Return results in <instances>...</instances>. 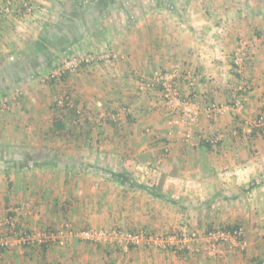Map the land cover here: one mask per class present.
<instances>
[{"label":"crops","instance_id":"obj_1","mask_svg":"<svg viewBox=\"0 0 264 264\" xmlns=\"http://www.w3.org/2000/svg\"><path fill=\"white\" fill-rule=\"evenodd\" d=\"M23 1L15 0L8 16L0 2V66L11 40L31 36L29 45L47 30L51 19H57L52 30L56 35L77 33L80 43H96L101 53L111 52L105 60L83 65L76 99L89 113L126 112L122 123L102 128L86 120L78 126L75 115L66 114L63 130L68 137L57 140L52 122L45 129L51 140L19 143L22 149L46 148V161L37 164L38 172H27L23 161L2 168L0 192L4 197L9 189L17 196L32 195L28 209L15 216L22 220L18 227L26 232L47 230L43 234L48 238L29 248L18 246L14 253L0 250V264H264V236L259 242L253 236L255 226L264 227V140L256 129L252 133L246 127L264 109V15L232 12L220 17L226 26L216 36L222 39L221 51L231 52L238 34L253 44L249 76L242 81L234 74L229 55L224 57L216 42L210 43L218 28L213 29L208 17L204 20L191 12L177 15L164 6L151 13L139 0H75L72 6L79 11L66 16L69 0H33V18L43 19V24L36 31L30 28L33 32L27 35L23 27L30 21L20 20ZM88 33L96 37L87 38ZM180 63L183 75L176 84L199 111L194 130L197 147L171 124L176 114L165 105L159 88L138 90L141 75ZM76 82H70L72 88ZM232 94L241 95L242 111L233 107ZM75 132L80 134L78 140L71 137ZM2 162L8 163L0 158ZM243 194L258 196L256 209L239 214L229 204ZM219 195L224 199L219 200ZM5 202L0 219L8 215V199ZM185 214L198 232L241 220L247 251H229L213 259L157 249L145 241L126 252L118 246L90 245L77 234L65 245L49 238L58 235L65 222L79 232L92 227L145 230V237L168 235L178 230ZM52 227L55 233L49 231ZM121 257L129 260L123 262Z\"/></svg>","mask_w":264,"mask_h":264},{"label":"rangeland","instance_id":"obj_2","mask_svg":"<svg viewBox=\"0 0 264 264\" xmlns=\"http://www.w3.org/2000/svg\"><path fill=\"white\" fill-rule=\"evenodd\" d=\"M74 1L75 0H69V2H66L68 6V9L64 12V13H67L66 16H68L69 14L73 15V13H76L75 11L76 9L74 8V6H72L74 5L73 4ZM139 1L146 2L144 6L146 7V9H149V10L151 9L152 10V11L150 10L151 13H158L159 10L157 9L161 8L157 4H154L155 2L153 0H139ZM263 1L264 0H178V2L182 5L181 6L182 10L180 12L181 14L191 12L193 13L195 17L201 16L204 20L207 17L211 19V21L213 22L212 23L213 29L215 30L216 28H218V32L213 33V36H212L213 41L210 43L216 42L214 46L218 49L219 53L224 52V57L229 55V60H230L233 72L238 78H241L242 81H245V77L249 76L248 70H249L250 63L252 61V56H253V50H252L253 44L250 40L247 39V37L238 34V37L235 41L236 46H234L233 50L231 52L230 51L225 52V50L221 51L220 46H221L222 39L216 38V36H220L221 33H224V29L226 26H225V22L220 17L223 15V13L227 14V13H232V12H240V13L243 12L246 15H248V13L250 12L258 11L259 15L261 14L264 15ZM51 4L53 5L52 2ZM83 8L84 7H82V9ZM150 11H147V12H150ZM169 12H172V11H169ZM24 20L30 21L28 22L29 25H27L26 27L25 26L23 27V25L21 26L25 29V32L23 31V33L27 35H31L32 34L31 32H33V30L30 31L31 30L30 28H34V30L36 31V30H39L41 25L43 24L42 23L43 19H40V18H31V19L29 18V19H24ZM259 21H261V19ZM25 23L26 22H24V24ZM22 24H23V21H22ZM49 24L50 25L48 26L47 30H45L42 34L36 36V38H33L34 40H32V43H30L29 45H26V42L30 41L32 37L26 36L25 38V36L24 37L20 36L18 37L16 41L11 40L9 42V45L5 47L7 49V52L3 53L4 58H2V61H1L2 66H0V156H1L0 158L2 160L4 159V161L5 162L7 161L8 163L3 164L2 162L0 164V176L4 174L3 173L4 170L2 168H5L7 166H13L14 161H18V162L23 161L24 163L21 165H24V168L25 170H27V172L30 171L31 173V170H36L38 172L39 165L37 164H41L43 166L44 164L43 161L47 157L48 150L46 148L32 149V148H27V147L22 149V146H20L19 143H21V141H23L24 143L26 141L41 142L42 140L44 141H47L48 139L51 140L50 133H47L45 129H48V124H52V122L54 123V121L57 119H61L62 121L67 119L68 117L66 116V114H72L73 116L75 115L72 118L75 120V123L78 126L80 124H84L85 120L87 122L94 123V126L99 127V128H102L104 125L112 126V124H117V123L119 124L125 120L124 113L126 111L124 113L116 114L119 119L118 121L115 122L109 119L110 121L109 122L107 120H103L101 116L106 115V114H115L113 111H111V113H109V111H99V113H96V114L92 112L89 113V110L85 107V105L82 102H80L79 99H76L78 98L77 82L80 81L79 77L81 76L83 65L105 60L109 56H111L110 55L111 52H109V50H102V53H101L99 50L100 47L99 46L96 47L97 44L93 42H92L93 43L92 45L80 43L79 40L81 36H79V34L77 33L75 34L71 33L65 36L56 35L55 30L54 31L52 30L54 28V25L57 24V19H51L49 21ZM93 36H95L93 33L86 34L87 38L93 37ZM37 41H40L38 42L39 44H37ZM91 47H94V48H91ZM242 48L245 50L246 57L248 59L244 61L245 64L243 63L242 70L241 72H239V70L234 64V60L236 59L237 55L239 56L240 52L242 51L241 50ZM78 55H91L94 58V60L90 63L82 64L80 68L78 69V71H76V73H71L66 70L64 73H62L60 69L62 67L63 62L65 60H71L77 57ZM119 56L121 57V55L119 54L117 58L115 57V60L116 59L119 60ZM181 65L182 63H180L179 65H175L173 68L167 71L163 69L155 70L153 71V73L149 74V76H147L146 74L141 75L143 76V78L139 80L138 87H140L141 85L140 83L142 81L148 80L149 78H153L156 73H160V72L170 73L173 70H176L178 74V78H179L180 76L183 75L182 70H181V67H182ZM52 75H54L55 77L52 78ZM178 78L175 79V83L177 82ZM167 80L168 82L170 81L174 82V80H171V79H167ZM71 81L72 82L77 81L74 84L75 85L74 88H72L70 84ZM176 87H177V90L180 92V90L178 89V83L176 84ZM157 88L160 89L161 95H164L162 88L159 86H156L154 89H157ZM138 90L145 91V90H141L140 88ZM75 92H77V94ZM231 96H232L231 98L233 101L236 97H238V94H232ZM67 104H69V106ZM168 109H170L172 113L175 112L169 107ZM89 114L93 115L92 119L87 118V115ZM175 114H176L175 119H177L178 113L175 112ZM52 115H54V117H52ZM262 115H263V112L261 111L256 118L248 121V124L246 125V127H249V129H252V131L253 129L257 130L260 127L258 124V119H259V116L261 117ZM198 119H199V116H198ZM40 124L42 125V127ZM177 128L179 130L178 126ZM194 130H195V127H194ZM56 132H57L56 134L57 140L58 139L63 140L65 137H68L69 135L68 131H66L65 133L64 130L62 131L57 130ZM261 136L263 138H261ZM71 137L78 140L80 138V134L75 132V137L74 136H71ZM259 139L263 141L264 134H261L259 132ZM187 142H190L193 147H197L199 145V141L196 138H194V135ZM6 157H8L7 160H6ZM38 177H41V175L40 174L37 175L36 180H38ZM42 178H45V175H43ZM3 181L5 182V184H7L5 179H3ZM8 189L9 188H7V190ZM8 192H9V196L7 197H4L3 195H1V192H0V207L6 204L5 199H8V207H7V209H9V211L7 212L8 215L6 216L5 219L4 218L0 219V238H3L5 240L14 238L15 236L14 231L16 229H19V232L26 234L25 233L26 230H24L21 226L18 227L19 225L18 222L22 223V220L18 219V217H15V216L21 213L22 209H28V205L31 204V201L33 199L32 195L22 196L23 194H21L17 196L16 194H13L15 193V191H12L11 189H9ZM257 197L247 196L245 194H243V196L241 195L236 196L234 198V202L229 204V207L234 205V208L235 210H237V213L243 214L246 211H249V209L250 210H252L253 208L256 209V207L254 206L255 205L254 203ZM211 198H212L211 196L205 197V199L207 200H210ZM217 198L219 200L224 199L223 195H219ZM225 204L226 203H224L223 205ZM185 215L186 216H184V218L182 217L183 222L179 226L178 230L183 225H185L189 229H193L191 228V225L189 222V219H190L188 218L189 214H185ZM65 223L63 224V226L68 224V223L67 224ZM234 225H240L241 227L245 229V227L243 226V222L241 220H236L235 222L230 223L229 225H226V226L232 227ZM226 226H218V225L215 226L214 225V227L210 226L205 231L209 230L210 228L219 229V228H224ZM50 229L52 231L51 230L49 231L52 233H55L57 231L53 227ZM71 229L75 231V233H79V230L76 231L75 228H71ZM88 229H96V228L90 227ZM102 229H107V228H102ZM111 229H114V228H111ZM117 229H121V228H117ZM121 230L134 232V233H137V231L145 232V230H137V231H130V230H124V229H121ZM46 231L47 230H42V229L38 231L33 230V231L28 232V234L37 235L38 233H45ZM62 231H65V229L63 228ZM253 231H254L253 236H255V239L259 242V238L262 235L264 236V227L261 228L259 227V225H257L254 227ZM203 232L201 231V233ZM245 232H246V229H245ZM75 235H73L72 237H74ZM70 238L71 237H69V239ZM80 239L83 240L81 237ZM246 240H247V235H246ZM65 243H67V241ZM88 244L91 245L92 243H88ZM257 245L259 246V243ZM17 247L18 246L6 248V249L0 248V250H6L8 252L14 253L15 252L14 250H18ZM97 247H104L108 249L107 247H114V245L101 243V244H97ZM120 247L122 248L123 251L125 250L126 252L130 251L133 248H136V247H133V248L126 249L122 246ZM248 247H249V244L247 241V247L244 251H241L240 249L235 248V247H228L224 250L223 254L217 257H211V258L218 259L220 257H223L229 251H234V252L236 251V252L243 253L247 251ZM179 253H182V252H179ZM258 253H259V247H258ZM186 254H189V253H186ZM196 255H199V254H196ZM121 259L123 262L129 260L128 257H121Z\"/></svg>","mask_w":264,"mask_h":264},{"label":"built area","instance_id":"obj_3","mask_svg":"<svg viewBox=\"0 0 264 264\" xmlns=\"http://www.w3.org/2000/svg\"><path fill=\"white\" fill-rule=\"evenodd\" d=\"M15 0H0L3 3L2 13L9 15L12 10V6ZM33 0H24L23 8L24 13L22 14L21 21L24 19H31L35 15L34 7L32 6ZM239 56L237 55L234 60V64L241 72L242 66L246 57V52L242 48ZM94 60L91 55H78L71 60H65L61 67V72L65 70L71 73H76L80 66L84 63H90ZM245 64V63H244ZM55 76L52 75V78ZM178 78L176 70L170 73H156L153 78L142 81L140 84L141 90L154 89L156 86H160L163 90V97L166 105L173 111L178 113V118L174 119L171 124L179 127L178 133L186 140L189 141L194 135V127L198 122L199 112L197 106L193 101L182 97L181 93L177 90L175 79ZM167 79L174 80V82H168ZM166 80V81H164ZM233 107L237 111H241L244 108V101L236 97L233 101ZM125 110H122L124 113ZM103 120L118 121L116 114H106L101 116ZM260 127H264V113L258 119ZM72 227L67 224L64 229L60 231L59 235H50L49 238L55 241H60L61 245H65L69 237L75 234L92 244H109L114 246H122L124 248H130V246L137 247L142 244L143 241L146 244L153 246L158 249H174L182 253L189 254H207L210 257H217L224 253V250L228 247H235L244 251L247 247L246 232L243 227H237L234 229H211L203 233L193 229H189L183 225L178 231L173 234H161L151 235L145 237V233L140 231L137 233L123 231L121 229H87L79 233H75L71 229ZM43 233L24 234L22 232L16 234L14 238L5 240L0 238V248H10L15 246H28L42 244L48 237H45Z\"/></svg>","mask_w":264,"mask_h":264},{"label":"trees","instance_id":"obj_4","mask_svg":"<svg viewBox=\"0 0 264 264\" xmlns=\"http://www.w3.org/2000/svg\"><path fill=\"white\" fill-rule=\"evenodd\" d=\"M158 6H164V8L166 9V10H168V11H172L173 13H175V14H177V15H182L180 12H181V4L178 2V0H153ZM78 5V4H77ZM75 8H76V6H75ZM180 10V11H179ZM76 11L78 12L79 11V8H77L76 9ZM76 22H77V20H76ZM63 36V35H62ZM71 53V52H70ZM160 87V86H159ZM241 95H242V93H241ZM240 94L238 95V97H240L241 96ZM263 113H264V109H263V111H262ZM259 118H260V116H259ZM107 121H109V120H107ZM110 122V121H109ZM54 126L56 127V130H60V131H62L63 129H64V124H63V121L61 120V119H57V120H55L54 121ZM253 131H254V129H253ZM253 131H252V133H253ZM257 131H258V133L260 132L261 134H264V127L262 126V127H259L258 129H257ZM237 227H241L240 225H234V226H232V227H224V228H222V229H234V228H237ZM209 230H211V228L209 229ZM18 233H20L19 232V229H16L15 231H14V234L16 235V234H18ZM25 233H26V235L28 234V232H26L25 231ZM25 248H28V246H24ZM118 247H120V246H118ZM134 246H130V248H133ZM1 249H5V248H1ZM116 249H120V248H116ZM120 251V250H119ZM186 254V253H185Z\"/></svg>","mask_w":264,"mask_h":264}]
</instances>
